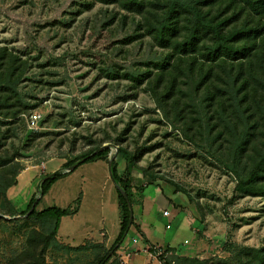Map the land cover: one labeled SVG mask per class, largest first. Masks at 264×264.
Instances as JSON below:
<instances>
[{"label":"rangeland","instance_id":"374dc122","mask_svg":"<svg viewBox=\"0 0 264 264\" xmlns=\"http://www.w3.org/2000/svg\"><path fill=\"white\" fill-rule=\"evenodd\" d=\"M174 58L146 34L141 16L118 3L0 0V85L15 82L12 91L0 94V103L13 96L11 104L21 101L24 110L7 118L10 111L0 109V158L6 164L0 171L17 162L31 169L6 196L0 193V264H37L52 224L25 214L43 178L104 146L110 149L104 161L114 157L120 176L133 186L139 220L144 199L156 206L145 221L162 246H171L172 264L258 259L264 251V198L234 199L237 177L208 138L201 95L185 91L196 101L191 116L202 118L195 122L180 119L150 90L155 74ZM33 113L42 116L36 128L27 120ZM120 148L126 155H119ZM37 171L42 175L31 182ZM74 172L37 206L38 212L54 206L76 210L62 218L45 264H97L121 233L119 197L108 165L90 162ZM165 210L174 216L164 217ZM133 235L130 231L127 242L133 243ZM143 242V249L156 246ZM127 248L120 247L108 264H132L133 259H121ZM140 256L137 260H147Z\"/></svg>","mask_w":264,"mask_h":264},{"label":"trees","instance_id":"16d2710c","mask_svg":"<svg viewBox=\"0 0 264 264\" xmlns=\"http://www.w3.org/2000/svg\"><path fill=\"white\" fill-rule=\"evenodd\" d=\"M97 1L109 5L118 3L124 10L141 16L146 34L160 48L173 51L172 64L157 72L149 83L153 95L161 104L175 110L180 119L201 122L202 118L196 120L191 116L196 101L192 96L187 97L185 91L193 89L194 97L200 94L198 105L207 119L208 138H213L212 145H218L221 157L226 158L228 170L237 177L234 199L237 196L264 198V0ZM2 67L4 63L0 64ZM12 83L0 85V94L12 91ZM12 97L0 103V109L10 111L7 118H17L24 111L19 107L21 101L16 102L18 105L11 104ZM200 128L203 129L202 125ZM99 149L75 157L63 170L43 182L40 188L44 197L59 179L67 177L79 166L97 160L108 161L110 149L95 154ZM119 155H126V151L120 148ZM2 160L0 158V168H5ZM75 164H78L75 170L65 171ZM118 165L117 160L113 161V177L134 207L138 201L133 186L120 176ZM132 165H137V159ZM24 170L19 162L1 170L0 193L6 196L8 190L18 184L17 177ZM146 191L147 188L140 189V197H145ZM117 192L121 233L97 264L111 261L132 228L145 237L135 218L130 224L127 201L118 189ZM36 199L37 195L32 198L25 215L29 219L51 221L52 228L43 238V248L37 260V264H45L44 255L57 241L62 218L74 215L76 210L54 206L38 212L36 207L28 214ZM11 211L14 215V208ZM245 252L249 254L251 250L245 249ZM257 257V260L250 259L245 264H264V251H259Z\"/></svg>","mask_w":264,"mask_h":264},{"label":"crops","instance_id":"0c3cea01","mask_svg":"<svg viewBox=\"0 0 264 264\" xmlns=\"http://www.w3.org/2000/svg\"><path fill=\"white\" fill-rule=\"evenodd\" d=\"M94 163H97V165H100V166H102V167H106L108 164H107V162L106 161H104V160H98L97 162H94ZM33 169V168H32ZM31 169H26V170H24L20 175H19V177H18V180H17V182H19L20 181V179L23 177V175L26 173V172H28V171H30ZM59 171V170H58ZM42 172L41 171H37L36 172V175H35V177H33V179L31 180V182H36L37 181V179L39 178V176H41L42 174H41ZM76 173L74 172V173H71L70 175H68V177H66V178H64V179H62V180H60V181H58L56 184H54V186L52 187V189L49 191V194L48 195H52L53 193H55V189H56V186H57V184L59 183V182H62V181H70L69 179L71 178V175L73 176V175H75ZM149 200L146 198V199H144V202H143V206H144V209L142 210V219H140L139 220V217H138V212H139V210H138V212L135 210V212H134V218L136 219V224H138L140 227H141V229H142V232L144 233V235H145V239H143V240H141V237H140V235L137 233V231L134 229V228H132L130 231L131 232H133L134 233V235H133V237H132V241H134V240H138V243L137 244H134V242L132 243H130V242H127V238L125 239V241H124V243H123V246H121V248L122 249H124V247L126 248V247H128L127 249H130V250H134V249H143L144 247H145V245H146V243L145 242H143V241H146V242H149V243H151V244H154V245H160V246H162L161 244L163 243V242H161V241H159L156 237H155V235H153V233H152V231L149 229L150 228V226H151V222L150 221H145L147 218H148V220L150 219V216H151V214L153 213V211H154V208L156 207L154 204H151V203H149L148 202ZM136 209V208H135ZM166 211V210H165ZM172 216H174L173 214H172ZM63 220V219H62ZM61 223H62V221H61ZM170 223V222H169ZM169 223H167V225L169 224ZM166 225V226H167ZM167 229V228H166ZM186 242V241H185ZM164 244V243H163ZM170 246V245H169ZM171 247V246H170ZM141 256H139V257H136L135 259H133L132 260V264H147V260L146 259H142V260H137V258H140Z\"/></svg>","mask_w":264,"mask_h":264},{"label":"built area","instance_id":"2783aa9c","mask_svg":"<svg viewBox=\"0 0 264 264\" xmlns=\"http://www.w3.org/2000/svg\"><path fill=\"white\" fill-rule=\"evenodd\" d=\"M42 116L39 113H33L30 114L27 117V120L31 126V128H36L38 123L40 122ZM163 216L166 218H171L172 214L169 211H164ZM166 228L168 230L172 229L171 223H169ZM134 244L138 243V240L133 241ZM188 242H185V245H187ZM142 253L147 255V260L149 264H172L171 257L173 255V252L169 250L168 248H165L164 246H154V247H148L146 249H134L126 251L121 255V259L124 263H128V261H131L132 259H135L136 257H139Z\"/></svg>","mask_w":264,"mask_h":264},{"label":"water","instance_id":"95a60500","mask_svg":"<svg viewBox=\"0 0 264 264\" xmlns=\"http://www.w3.org/2000/svg\"><path fill=\"white\" fill-rule=\"evenodd\" d=\"M109 146H104L102 148H100L98 151L95 152V154L103 151L104 149H107ZM94 155V154H93ZM114 157L110 158L109 162H108V167H109V172H110V176L113 180V182L115 183L116 185V188L121 192V194L124 196V198L126 199L127 201V204H128V207H129V210H130V224H132V222L134 221V209H133V205L132 203L130 202L129 200V197L127 195V193L117 184V182L115 181L114 177H113V172H112V164H113V161H114ZM81 162H84V160H82ZM78 167V164H75L73 165L70 169L71 171L75 170L76 168ZM54 174V173H53ZM53 174H50L49 176H46L45 178H43L42 180V183L45 182L46 180H48L49 178H51L53 176ZM44 197L43 193L40 192L39 193V196L38 198L36 199V201L34 202L31 210L29 211L28 214L32 213L36 207L38 206L40 200H42Z\"/></svg>","mask_w":264,"mask_h":264}]
</instances>
